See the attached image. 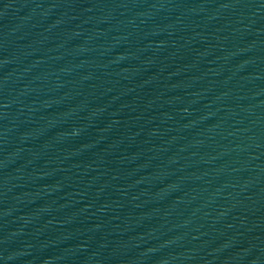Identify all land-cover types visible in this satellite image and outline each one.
<instances>
[{
  "label": "water",
  "instance_id": "95a60500",
  "mask_svg": "<svg viewBox=\"0 0 264 264\" xmlns=\"http://www.w3.org/2000/svg\"><path fill=\"white\" fill-rule=\"evenodd\" d=\"M0 264H264V0H0Z\"/></svg>",
  "mask_w": 264,
  "mask_h": 264
}]
</instances>
